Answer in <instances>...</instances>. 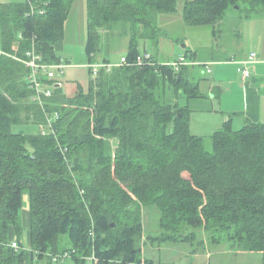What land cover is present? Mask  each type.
<instances>
[{
	"label": "trees",
	"instance_id": "obj_1",
	"mask_svg": "<svg viewBox=\"0 0 264 264\" xmlns=\"http://www.w3.org/2000/svg\"><path fill=\"white\" fill-rule=\"evenodd\" d=\"M73 1L0 2L2 51L58 62ZM177 5L86 0L87 64L115 30L128 36L125 57L133 62L140 43L159 39L158 15ZM235 5L264 10V0H184L182 16L187 25H214ZM151 58L154 65L101 67L95 77L87 67L85 90L77 85L67 96L53 88L39 104L30 68L0 56V264H139L145 239L197 250L204 238L260 252L264 264V124L234 129L226 121L209 137L191 133L179 91L193 97L197 85L183 68ZM24 195L28 247L21 242ZM148 206L158 211L155 236L144 232Z\"/></svg>",
	"mask_w": 264,
	"mask_h": 264
},
{
	"label": "rangeland",
	"instance_id": "obj_2",
	"mask_svg": "<svg viewBox=\"0 0 264 264\" xmlns=\"http://www.w3.org/2000/svg\"><path fill=\"white\" fill-rule=\"evenodd\" d=\"M183 1L184 0H177V3H179L178 7L184 3ZM85 8V0L73 1L72 8L65 25L63 45L59 52L60 55L67 59L70 64V67L65 69L64 73L58 76V79L63 81L64 90L67 96L73 94L77 85L81 86L85 90L89 80V73L87 71V55L85 52ZM168 14L165 13L164 15L168 16ZM253 18L256 19L249 21ZM168 20V17H165L162 22L157 20V26L159 29V38L161 37L169 42L161 40L163 45L159 44L158 49L151 48L150 43L146 46V49L154 52L156 56V52H161L162 54H167L170 59H175L174 56L178 58L177 53H181L183 50L182 44H186L187 48L185 49L194 48L196 57L199 59L203 56L211 54L215 57L216 47H219L220 50L223 49L222 52L219 51V55L221 56L231 50L237 51V49L242 47L244 48V46L246 47L253 35L250 30L256 29V27L253 26V22H262L264 24V10L259 12L248 11L244 6L238 8L235 5L233 8H229L226 15L214 25L203 24L191 26L184 23L185 21H183V23L179 22L170 24ZM183 24H186L185 28L183 27ZM126 41L127 37L123 36L120 31H114V33L108 38L107 42L105 39L101 43V50L98 52L97 57H109L111 63L116 64L126 50ZM171 42L173 46L169 47ZM142 49L143 45L141 43L138 50L143 52ZM190 61L186 65L192 63ZM197 64L203 63L197 62ZM181 68L187 69L188 67L184 65L181 66ZM202 68L205 71V66H202ZM188 69L192 70L191 67ZM196 72V70H192L191 73H188V77L190 78L192 84H197L201 81L198 90L200 95L197 96V98H202L201 92L204 89L203 85L207 82L206 80L210 78V76L208 73L204 72L203 76L201 75V80H199L200 76ZM179 94V102L183 105H187L189 97L187 98L186 94L181 90L179 91ZM190 103L191 101L189 102V107ZM198 104L201 105V102ZM201 114L202 113L198 111L194 113V120L196 122H207L210 120L207 119V115H202V118ZM210 134L205 136L209 137ZM24 205L28 209L27 200L24 202L23 207ZM142 215L145 235H158L159 220L157 209L153 206L144 207ZM23 241L27 244V238H24ZM199 243L206 244L205 248L202 247L196 250L194 243L191 245L189 243L152 244L145 239V244L142 248L143 258L139 264H149L146 262L144 257L148 261L152 262V264H263L261 254L257 251L235 250L234 247L229 248L228 244L225 245V243L221 242L219 244L208 245L206 238ZM225 246L227 247L225 248ZM92 256L93 255L89 257ZM68 260V258H64L62 261L64 264H72Z\"/></svg>",
	"mask_w": 264,
	"mask_h": 264
},
{
	"label": "crops",
	"instance_id": "obj_3",
	"mask_svg": "<svg viewBox=\"0 0 264 264\" xmlns=\"http://www.w3.org/2000/svg\"><path fill=\"white\" fill-rule=\"evenodd\" d=\"M9 0H0V2H7ZM21 1V0H20ZM184 2V1H183ZM86 4V0H85ZM179 4V3H178ZM182 8L183 4L178 7L177 11L168 14V16L164 14L158 15L157 20L160 22L165 19V17L169 18V22L171 23H183L184 19L182 16ZM85 20V32H86V8L84 13ZM256 18L250 19L249 21H253ZM185 23V22H184ZM66 25V23H65ZM161 26V25H160ZM193 26V25H191ZM253 26L256 27L254 30H250L252 35V39L248 42V45L244 48L231 50L230 52L225 53L224 55H219L220 50L219 47L215 48V57L213 54L208 56H203L202 58L196 57V52L194 48L185 49L187 45L184 44L182 52H178V57L185 56L187 63L190 61L186 67H191L192 70H196L198 73L199 80H201V75L203 73H208L210 78H208L206 83L203 85V91L201 92L202 98H197L200 95L199 91H197V95L193 97H189L187 105H183L188 109V117H189V130L191 133L206 137L205 135L212 134L216 129L220 128L224 122L230 121L231 126L234 129H240L248 122H256L264 124V24L262 22H253ZM252 26V27H253ZM183 27H186V24H183ZM117 31V30H115ZM86 34V33H85ZM123 36L127 37L126 41V50L121 55L125 56L128 50L129 39L126 34ZM162 41L169 42L163 38H159L156 42L146 41L143 45V52H148L154 56V59L159 63H170L175 59H170L167 54H162L161 52L157 53V56L154 52L148 51L146 46L151 43V48H157L158 45H163ZM141 44V43H140ZM140 46V45H139ZM173 44L171 42L169 47H172ZM175 50V49H173ZM185 50V51H184ZM141 52V53H143ZM250 52H256L257 60L250 65V74L248 77L244 78L242 75L243 63L242 61L247 57ZM160 54V55H159ZM160 56V58H159ZM62 59H65L62 57ZM97 62H104V57H96ZM107 61L111 63L109 57H107ZM68 62V61H67ZM197 62L203 64H197ZM117 63V62H116ZM205 66V71L202 66ZM184 66V65H183ZM209 71H208V68ZM70 67V64H69ZM68 67V68H69ZM184 69V73L187 74L188 81L191 82L188 77V73H191L192 70ZM67 69V68H66ZM57 82L61 83L59 86L63 92L64 85L61 79H58ZM201 82V81H200ZM200 82L196 85L199 90ZM192 83V82H191ZM201 97V96H200ZM188 98V97H187ZM33 99V97H32ZM190 107H189V102ZM201 102V105L198 103ZM198 111L202 115H207V122H196L194 120V113ZM195 125V127H194ZM205 130H204V129ZM193 130V132H192ZM210 134V135H211ZM27 196L24 195V202H26ZM21 219L24 227L23 236L21 242L24 243V238H27V244L25 246H29V238H28V226H29V209L24 207L21 210ZM15 234L13 229L10 230V237L14 238ZM227 246H225L226 248Z\"/></svg>",
	"mask_w": 264,
	"mask_h": 264
},
{
	"label": "built area",
	"instance_id": "obj_4",
	"mask_svg": "<svg viewBox=\"0 0 264 264\" xmlns=\"http://www.w3.org/2000/svg\"><path fill=\"white\" fill-rule=\"evenodd\" d=\"M2 55L11 56L12 58H15L16 60L21 61L22 63H24L26 66L30 68L29 80L34 89L33 101L39 104H42V96H51L53 88H57L61 86V83L57 82L56 76L63 74L65 69L69 67V63L62 58L56 63H52V64L42 63L40 56L35 54L34 51L27 52L26 55L28 58L25 60L15 57L13 55H9L5 53L4 51H2V49L0 48V56ZM256 60H257L256 52H250L247 55V57L242 61L243 63L242 75L244 78L249 76L250 65L254 63ZM144 64L146 65L155 64V62L151 58V54L148 52H143L142 54H139L138 56H136L133 62H128L126 57L122 56L120 57V60L116 64H112L109 62H96V63L87 64V67L91 68L92 76L95 77L97 75L99 68L101 67L109 70L113 66L144 65ZM161 64L171 66L175 71H178L181 66L187 64V60L185 56H180L175 61H172L170 63H161ZM208 71H209V68H208ZM40 75H44L47 79L53 80L52 83L46 85L45 83L39 80ZM47 123L51 125V119H48ZM10 246L15 249L19 247L18 242L15 239L10 242ZM66 256H67L66 254L59 255L56 258H64ZM94 259H95L94 256L89 257V261L90 260L92 261Z\"/></svg>",
	"mask_w": 264,
	"mask_h": 264
},
{
	"label": "water",
	"instance_id": "obj_5",
	"mask_svg": "<svg viewBox=\"0 0 264 264\" xmlns=\"http://www.w3.org/2000/svg\"><path fill=\"white\" fill-rule=\"evenodd\" d=\"M182 46H184V44H182ZM111 225H112V227H113L115 224H114V223H112Z\"/></svg>",
	"mask_w": 264,
	"mask_h": 264
}]
</instances>
